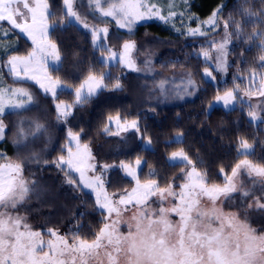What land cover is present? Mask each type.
<instances>
[{
    "label": "snow or ice",
    "instance_id": "6c2138e0",
    "mask_svg": "<svg viewBox=\"0 0 264 264\" xmlns=\"http://www.w3.org/2000/svg\"><path fill=\"white\" fill-rule=\"evenodd\" d=\"M63 3L66 6L67 16L81 19L74 10L73 0H63ZM88 6L93 11H99L103 17H112L120 27H128L130 30L131 26L139 20L157 18L168 22L177 15L172 10V5H169V11L167 15H164L156 0H89ZM218 11L213 12L212 17L204 22L213 30L218 26ZM244 14L249 17L254 15L251 11H246ZM260 15L264 16V12ZM50 17H53V14L49 11L48 0H32L31 3L29 0H0V21H7L12 28L19 29L35 45L33 51L27 56H10L7 60L10 74L17 78L36 80L45 92L51 91L55 96L56 87L60 81L53 82L47 75V56L59 60L56 45L48 39V30L52 26L49 24ZM85 27L88 25L85 24ZM228 28L229 23L225 21V39L218 44L213 42L209 45V49L217 50L215 71H225L227 67L226 45L231 39ZM101 32L106 34L107 28L92 29L94 42ZM189 34L204 35L205 33L197 28L190 29ZM234 34L237 37L241 34V26L238 23H236ZM254 37L261 38V33H254ZM133 47V43H125L122 53L112 52L111 49L107 51L110 53V58L114 59L118 56L121 63H127L129 67L135 68L134 63L128 59V54ZM209 49L202 50L206 63V77H212V72L208 71L211 67L208 64L211 59ZM260 51L264 53V45H261ZM259 59L264 62V55H261ZM261 68L264 69V64H261ZM41 72L44 74V80L48 81L47 84L39 79ZM256 75H259V86L253 85L246 89L244 95L264 97V75L254 71L253 79ZM103 79V76L97 79L94 75H90L77 89V101L88 99L95 89L103 86ZM188 83L194 85L191 79ZM116 86L119 87V84L117 83ZM85 87H87V94L83 92ZM24 98L28 103L32 101L31 94L23 87L5 89L0 86V115L4 113L6 106L12 109L25 108ZM236 100L234 90H228L223 96L216 97V101H223L225 106ZM248 107L251 109L249 116L253 120L258 119L256 111L258 106L248 105ZM57 111L65 117L68 115V109L65 108L61 112L59 104ZM108 120L111 123L113 117L109 116ZM115 122L118 126L126 125L121 130L126 131L132 128L139 132V125L135 120L128 123L122 121L117 115ZM41 130L42 125L37 123L34 129H30L27 133L21 128L18 136L20 140H26L28 135H35ZM105 131H108L107 127ZM4 134L5 125L0 120V139H3ZM180 135L182 134L177 136L175 142H181ZM73 142L76 147L75 152L70 146ZM148 144H151L150 139ZM240 147L244 149L242 155L254 154L249 151L251 145L247 140H242ZM90 155L88 146L86 144L81 146L78 135L69 132L67 156L60 155L51 163L65 171L66 182L69 184L77 183L70 173L73 171L79 173L78 183L95 191L97 204L107 209L109 217L115 212L116 218L104 223L91 240L81 237L78 232L74 233L72 243L54 229H48V233L55 240L49 239L47 242L43 239L41 232L30 230L27 224H23V230H21L23 218L13 216L8 209H16L30 191L28 183L22 176L23 165L22 163L0 165V264H89L92 260H95L96 264H105V260L107 264H264V232L258 233L257 229L251 227L246 220H241L237 213L225 214L216 206V201L220 197L231 199V194L236 192H241L244 197L250 195L243 186L238 187L235 181L238 170L242 167L247 170L250 177H253V184L256 183V178L264 184V165L253 163L248 159L241 160L233 168L231 177H226L223 186L215 184L209 186L204 176L192 167L185 173L187 182L180 186L179 193L173 190L171 184L166 188L159 187L154 179L141 184L135 171L128 165H122L127 170V174L136 180L137 186L130 193L125 192L118 199L112 200L104 192V184L100 176H86L88 170L95 168V165L87 163ZM43 163L48 164L49 161L44 160ZM136 164H140L139 159ZM169 164L187 166L192 165L193 162L181 149L171 153ZM157 193L160 194L161 202L167 197H173L179 203L170 208L162 206L161 203L158 209H152L148 201ZM203 197H207L211 202V209L200 206ZM130 204L137 209L131 217L135 221V230L132 231L130 224L129 231L125 235L117 228L121 216L120 205L125 206L124 210H127ZM256 206L264 209V203L259 202V198L256 200ZM248 207L252 208L253 205L249 204ZM170 214L178 216L179 221L173 222L169 218ZM214 222H218V226H214ZM241 233H243L242 239Z\"/></svg>",
    "mask_w": 264,
    "mask_h": 264
},
{
    "label": "trees",
    "instance_id": "16d2710c",
    "mask_svg": "<svg viewBox=\"0 0 264 264\" xmlns=\"http://www.w3.org/2000/svg\"><path fill=\"white\" fill-rule=\"evenodd\" d=\"M48 3L49 11L53 14L49 19L52 25L49 38L56 45L61 58L58 68L49 67L50 76L73 90L79 88L82 81L90 75L98 78L103 76L106 83L104 91L94 98L84 100L85 105L75 110L70 127L55 124L54 139L50 142L49 137L45 136L35 139L34 147L29 150L32 157H28L26 161L35 163L39 160L42 163V179L58 189L67 190L68 193L64 196L68 201H62L58 196L59 202L52 203L59 215L56 225L63 229L62 232L68 237L73 238V234L78 232L81 237L91 240L103 227L105 213L97 208L92 194L80 187L76 175H72L77 181V185L74 184L76 187L73 185V188L64 181L63 178L66 177L59 170L58 172L54 170L51 161L60 155L67 156L65 146L69 132L80 134L81 143L84 144L108 143L111 140L109 132L112 129L105 131V128H109V116L114 118L119 115L122 121L137 120L142 143L151 140L150 147L144 148L138 144L122 158L126 163L136 159L144 161L139 174L141 182L154 179L161 188L172 183L188 168V165L184 164L176 166L169 164L168 158L171 153L181 149L209 185L225 184L226 177L232 174L233 168L241 160L248 159L264 165V122L250 121L249 111L243 103H239L232 110L212 107L217 96L224 95L228 90L235 92L236 85L243 87L244 90L250 88L249 82L254 80V71L264 75V69L261 68L264 62L259 59L264 55L260 51L261 45H264V16L260 15L264 12V0H189L187 4L181 6L182 10L177 16L168 22L152 19L138 28L143 38L159 37L161 41L174 43L173 50L163 53L159 67L166 71L188 68L194 73L199 86L198 97L194 103L158 109L155 112L145 110L133 112L127 102H118L123 101L119 99V95L130 86L129 74L122 76L118 64L108 66L101 61L102 52L106 50L96 48L91 36L71 22L70 16L66 15L63 0H48ZM217 10H219L217 21L222 19L229 23L232 44L229 52L231 60L229 79L214 84L203 77L206 63L199 55L202 46L194 43L202 35H190L189 31L197 28L201 31L208 30L206 29L208 25L204 22ZM246 11H251L254 15L249 17L244 14ZM236 23L241 26L239 37L234 34ZM254 33H261V38H255ZM28 51L29 43L7 24L0 23V86L13 89L14 81H11L4 64L6 65L10 56L23 55ZM255 77L259 86V75ZM117 83L123 87L121 90H116ZM57 98L69 102L75 99L74 93L70 91L61 92ZM17 110H5L0 115V120L8 117L11 120L17 115ZM51 130L50 127V132ZM179 134H182L181 142L177 143L175 141ZM242 140H247L254 154L248 156L241 154ZM20 146L23 145L11 141L4 135L0 141V163L13 157ZM28 148L26 143L24 149ZM44 160H48L50 165L44 164ZM113 174H115L111 177L113 189L124 190L130 185L118 171H114Z\"/></svg>",
    "mask_w": 264,
    "mask_h": 264
},
{
    "label": "rangeland",
    "instance_id": "374dc122",
    "mask_svg": "<svg viewBox=\"0 0 264 264\" xmlns=\"http://www.w3.org/2000/svg\"><path fill=\"white\" fill-rule=\"evenodd\" d=\"M29 2L31 3L32 0H29ZM156 2L158 3V6L162 8L163 14L167 15L169 11V5H172V10L178 14L182 10L181 6L187 4L189 0H156ZM73 4L74 10L81 17V19L77 20L75 17L70 16L71 22L79 26L81 29L85 30L91 36L92 40L93 28H107L106 34L101 32L99 34V38L95 42L93 41V44L96 48H104L106 50V52H102L101 61L108 66L118 64L122 70L121 75L128 76L129 74L131 78L130 86L128 87V89H126L122 94L119 95V99L123 101L118 102H127L129 104L130 110L133 112L138 110L155 112L158 109L171 108L184 104H191L196 101L199 93V86L192 70L182 67L166 71L159 67L161 65L160 59L162 58L163 53H165V51L167 52L173 50L174 43L167 40L161 41V38L159 37L143 38L142 34L138 31V28L143 23L149 22L152 19H155L159 22H162V20H159L157 18L139 20L131 26L130 30L128 27H120L117 24V21L112 17H103L99 11L91 10L88 6L89 0H73ZM64 8L66 10L65 5ZM0 23L7 24L10 28H12V26L7 21H0ZM85 24H87L88 27H85ZM217 25L218 26L215 28V30L207 26L206 29L208 30H202L205 34L202 35L201 38L196 40L194 43L201 45L202 49H209V45L211 43L215 42L218 44L219 42L224 40V20L221 19L220 21H217ZM12 29L27 43H29L28 53L23 55H14L27 56L30 52L33 51L35 45H33L32 41L28 38V36L24 33H21L19 29ZM50 31L51 27L48 30L49 40ZM228 33L230 35L229 29ZM125 43L134 44L133 49L128 54V59H130L134 63L135 68L129 67L127 63H121L119 61L118 56L114 59L110 58V53L107 51V49H111L112 52L122 53L124 51L123 45ZM231 44L232 42L230 39V41L226 45V50L228 54L225 57V60L227 62V67L225 71L214 70L216 64L215 57L217 50L214 48L209 49L211 52V59L209 60L208 64L211 65V68H208V71L212 72V77H214V79L212 77H206L204 70L203 77L205 78V80L214 84H218L226 82L229 79V68L231 65L229 52ZM202 49L199 55L204 59L202 55ZM60 60V55L59 60H55L52 56H47L48 70L49 67L58 68L60 66ZM4 66L5 70L7 71V73H9V76L11 77V81H14L12 84V88L23 87L32 96V101L30 103H28L27 99L24 98L26 101V107L18 109L16 112L17 115L11 120L9 117L1 119L3 124L5 125L4 135L8 136L11 141H15L18 143V140H20L19 136L17 135V139L14 136L19 133V130L21 128H23L27 133L30 129H34L35 124L38 123L42 125V130L40 132H36L35 135H28L26 140H20L19 144L21 143L23 146H20L19 149H17L16 154L13 157L0 163V165L8 163H22V176L24 180L28 183V187L30 189L29 193L25 197V200L22 203L18 204L16 209H8V211L13 216H20L23 218L21 230H23V224H27L30 230L41 232L43 239L47 242L49 239L55 240V238L51 237L48 233V229H54L59 233V235L67 237L69 243H72L73 238L68 237V235L62 232L63 229H60L59 226L56 225L59 215L55 209L54 203H52L59 202L57 198L58 196L61 198L62 201H68V199L64 196L67 195V190L58 189V187L56 188L55 186H52V184H48L47 180L42 179L41 162L29 163L26 161L28 157H32V153H30V151L32 147H34L33 145L35 143V139H40L41 136H45L49 137L50 142L56 136V133H53V131H55L53 128L55 124H61L68 128L73 123L71 122V119L74 118L75 110L78 107L85 105L84 100L78 102L76 99V91L80 87L73 90L70 86L62 84L60 82L59 85L56 87V95L53 96L51 91L45 92V90L40 87V84L36 80L27 79L23 77H14V75L10 74L9 72V66L7 65V62L6 65L4 64ZM47 75L53 82L57 80L50 76L49 71ZM87 78L82 81V84L85 82V80H87ZM96 78L99 79L98 77ZM39 79H41L45 84L48 83L47 80H44L43 72L39 74ZM189 79L194 82V85H189ZM254 80L251 84L249 82V85L251 87L253 85H255L256 87L258 86V84H256V77ZM237 86L238 85L235 86L234 92L237 97L236 101H233L228 106H225L223 101L217 102L215 98L212 107H221L225 110H232L236 108L239 103H243L244 105H246L248 111L250 112L251 109L248 107V105L258 106L256 107L258 119L253 120L249 116V113L248 119L253 123L264 122V97H260L258 95H253L250 97L246 96L244 95L245 90L243 89V87L239 86L237 88ZM105 87L106 83L103 80V86L95 89L94 93L90 95L88 99L98 96L102 91L105 90ZM122 88V86H119L116 88V90H121ZM63 91L73 92L75 99L72 102L66 100H58V95ZM83 92L87 94V87L83 89ZM58 104L60 105L61 112L65 108L68 109V115L66 117L61 115V113L57 111ZM5 110L13 109L6 106ZM126 122L131 123L132 121ZM125 126L126 125L123 124L118 126L115 122L114 117L111 123L108 122V130L112 129L111 132H109V137L111 140H109L108 143L97 145H91L88 143L86 144L91 154L90 157L87 159V163L95 165L94 170H88L86 172V176H100L104 184V192H106L109 198L112 200L118 199V197L123 195L125 192L130 193L132 189L137 186L136 180H134L131 176L127 174V170L122 167V165L130 166L135 171L138 179L140 171L144 166V161L142 159H139V165L136 164V161L138 159L131 163L124 162L122 160L123 155L132 151L138 144L143 145L144 148H148L151 146L148 144V141L142 143L140 131L137 132L135 129L132 128H128L126 131L121 130ZM50 127L52 128V133L50 132ZM73 134L78 135L81 146L85 145L84 143H81L82 136L80 134ZM67 137L68 139L65 146L66 150L67 146H69V133ZM1 140L2 139H0V141ZM25 142L29 146V148L26 150L24 149V145L26 144ZM70 146L72 147L73 152H75V143L73 142ZM243 151L244 149H242L241 153ZM249 151L252 152V148ZM51 165L54 166V170H57V172L59 170V172L66 177L65 171H62L61 169L57 168L52 163ZM192 167L193 165H188L187 170H184L172 183H170L175 192L179 193L180 186L183 183L187 182L185 178V173L190 171ZM114 171H118L122 175L123 179L129 181L130 185L127 186L124 190H115L111 187L114 184L112 183L111 178L112 175H115L113 174ZM70 174L71 176L76 175L79 181V173L73 171ZM229 177H231V175H229ZM63 179L66 182V178ZM147 181L148 180L140 182L141 184H143ZM235 181L238 187L243 186L244 189L250 192V195L248 197H244L241 192H236L231 194V199H225L224 197H220L216 201V206L221 209L225 214L237 213L241 220H246L251 227L257 229L258 233L264 232V209H259L256 206L257 198H259V202L264 203V184H261L259 182V178H256V183L253 184V177H250L247 173V170L243 167L238 170V175L237 177H235ZM71 185L73 186L74 184ZM79 185L84 191L92 194L95 199L97 208L105 213V223L109 222L110 219L116 218L115 212H113L111 214V217H109L107 209L101 208L97 204V194L95 191H93L91 188L83 187L82 184ZM159 195L160 194L157 193V195L150 197L148 203L149 205H151L152 209H158V207L161 206V203L162 206L166 208H170L174 204L179 203V201L174 199L173 197H167L163 200V202H161ZM102 199L103 195L101 196V200ZM249 204H252L253 207L249 208ZM200 206L206 209H211L212 204L207 197H203L201 198ZM124 207L125 206L120 205L121 216L117 228L120 233L126 235L129 231L130 224L132 225V231L135 230V221L132 220L131 217L137 211V209L131 204L127 206V210H124ZM69 216L71 218V215ZM169 218L173 222L179 221V217L175 214H170ZM66 225L68 226V223ZM214 226H218V222H214ZM227 230L228 229L226 228V231ZM242 238L243 233H241V239ZM89 264H96V261H89ZM105 264H107L106 260Z\"/></svg>",
    "mask_w": 264,
    "mask_h": 264
}]
</instances>
